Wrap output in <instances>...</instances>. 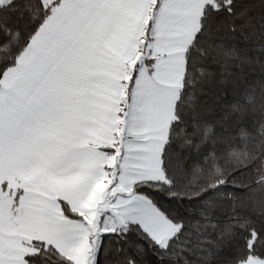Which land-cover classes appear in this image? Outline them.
I'll list each match as a JSON object with an SVG mask.
<instances>
[{"label":"snow or ice","instance_id":"obj_1","mask_svg":"<svg viewBox=\"0 0 264 264\" xmlns=\"http://www.w3.org/2000/svg\"><path fill=\"white\" fill-rule=\"evenodd\" d=\"M0 264H264V0H0Z\"/></svg>","mask_w":264,"mask_h":264},{"label":"trees","instance_id":"obj_2","mask_svg":"<svg viewBox=\"0 0 264 264\" xmlns=\"http://www.w3.org/2000/svg\"><path fill=\"white\" fill-rule=\"evenodd\" d=\"M259 77H260V74H259V72L257 71L256 72V76H255V79L258 81L259 80ZM227 85H225V87H226ZM222 97L224 96V93L223 92H221V94H220ZM229 99H230V97H229Z\"/></svg>","mask_w":264,"mask_h":264}]
</instances>
